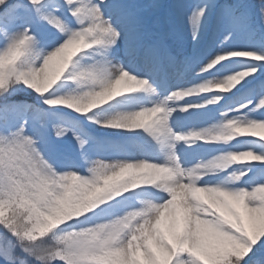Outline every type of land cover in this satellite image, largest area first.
Wrapping results in <instances>:
<instances>
[{"label":"snow or ice","instance_id":"1","mask_svg":"<svg viewBox=\"0 0 264 264\" xmlns=\"http://www.w3.org/2000/svg\"><path fill=\"white\" fill-rule=\"evenodd\" d=\"M0 264H264V0H0Z\"/></svg>","mask_w":264,"mask_h":264}]
</instances>
